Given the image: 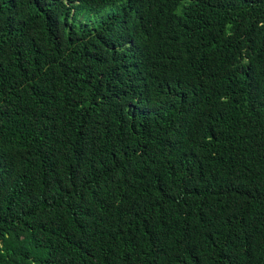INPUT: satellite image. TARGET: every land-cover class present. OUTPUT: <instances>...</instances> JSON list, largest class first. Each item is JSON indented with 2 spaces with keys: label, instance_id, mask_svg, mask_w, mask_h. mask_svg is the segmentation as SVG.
<instances>
[{
  "label": "trees",
  "instance_id": "16d2710c",
  "mask_svg": "<svg viewBox=\"0 0 264 264\" xmlns=\"http://www.w3.org/2000/svg\"><path fill=\"white\" fill-rule=\"evenodd\" d=\"M0 264H264V0H0Z\"/></svg>",
  "mask_w": 264,
  "mask_h": 264
},
{
  "label": "rangeland",
  "instance_id": "374dc122",
  "mask_svg": "<svg viewBox=\"0 0 264 264\" xmlns=\"http://www.w3.org/2000/svg\"><path fill=\"white\" fill-rule=\"evenodd\" d=\"M81 19L84 20V16H82Z\"/></svg>",
  "mask_w": 264,
  "mask_h": 264
}]
</instances>
